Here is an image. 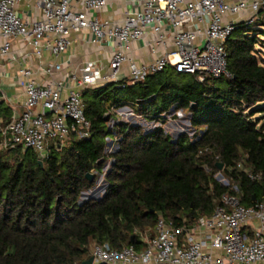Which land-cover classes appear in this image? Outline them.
<instances>
[{"label":"trees","instance_id":"16d2710c","mask_svg":"<svg viewBox=\"0 0 264 264\" xmlns=\"http://www.w3.org/2000/svg\"><path fill=\"white\" fill-rule=\"evenodd\" d=\"M261 22H239L225 41L231 77L177 72L172 66L142 81L127 78L82 92L88 137H72L61 149L39 158L32 149L0 150V264H82L91 243L122 249L143 242L138 233L155 234L159 216L173 226L209 215L229 186L249 206L264 194V122L254 118L264 106V56L256 50ZM129 106L147 122L164 123L171 108L189 113L193 134L175 141L161 125L117 121L114 112ZM0 101V126L11 119ZM113 120L112 126L108 121ZM117 139L107 153L106 139ZM106 188L99 198L79 202L92 189L104 164ZM223 164L218 168V163ZM237 163L260 173L250 180ZM94 171L95 173H92ZM86 173H92L90 181Z\"/></svg>","mask_w":264,"mask_h":264},{"label":"built area","instance_id":"2783aa9c","mask_svg":"<svg viewBox=\"0 0 264 264\" xmlns=\"http://www.w3.org/2000/svg\"><path fill=\"white\" fill-rule=\"evenodd\" d=\"M21 1L0 0V60H17L13 38L30 47L26 55L40 60L47 51L53 58L44 65L39 62L45 81H39L27 66L17 68L16 76L22 79V109L13 111L10 121L0 126V150L29 148L40 160L72 137L89 136L82 99L85 89L123 78L142 81L167 66L195 74L199 81L205 76L231 77L226 67L228 35L242 21L264 26V0H116L122 6L119 19L99 16L115 0H33L38 18L22 17L18 12ZM85 29L94 43L113 44L106 64L87 60L78 71L55 78L53 74L63 69L59 57L68 50L71 35ZM134 43L152 53L158 48L162 52L139 63L131 56ZM125 63L127 73L120 77ZM4 99L0 87V101ZM124 107L128 106L114 112ZM237 166L250 180L261 179L260 173L241 163ZM217 174L216 180L232 193L222 194L209 215L180 226L159 216L152 237L135 230L143 242L140 250L133 245L118 250L106 242H94L89 250L93 263L264 264V194L245 206L237 185L220 171Z\"/></svg>","mask_w":264,"mask_h":264},{"label":"crops","instance_id":"0c3cea01","mask_svg":"<svg viewBox=\"0 0 264 264\" xmlns=\"http://www.w3.org/2000/svg\"><path fill=\"white\" fill-rule=\"evenodd\" d=\"M18 12L22 17H39L40 12L33 5V0H22L18 5ZM102 18L119 19L122 16V6L119 1H113L108 4L102 12L99 13ZM71 43L68 50L63 53L59 60L63 62V69L53 74L55 78H62L69 71H78L83 63L87 60H97L106 64L109 59L113 44L104 42L96 44L92 41L93 35L89 30H81L71 35ZM131 56L137 62H147L161 54L162 50L158 48L156 53H152L148 47H138L133 44ZM30 47L23 46L19 38L12 39V52L17 55L15 61L0 60V87L6 99L3 101L9 106L11 113L19 112L22 109L23 94L21 89V78L16 76L17 68L21 65L31 68L35 77L39 81H45L46 75L39 70V62L44 65L52 60V55L45 51L41 59H37L29 54ZM121 76L127 73V64L121 69Z\"/></svg>","mask_w":264,"mask_h":264},{"label":"rangeland","instance_id":"374dc122","mask_svg":"<svg viewBox=\"0 0 264 264\" xmlns=\"http://www.w3.org/2000/svg\"><path fill=\"white\" fill-rule=\"evenodd\" d=\"M259 28L262 31L258 32V37L260 40H264V26L261 25L259 26ZM256 50L260 52L262 56H264V44H259L256 47ZM256 106L263 107L264 100L261 102H258ZM129 108L130 107L128 106V107H124V109L122 110H116V114H117L116 120L124 121L131 125H141L145 130H152L156 126L161 125L164 131L170 134L172 139H175L177 135H179L182 132H186L189 136L193 134V130L190 128V124H189V113L185 111H181L183 114H180L179 110L175 112L174 109H172L170 110L169 113L165 114L166 121L164 123H160L157 121L147 122L143 117L138 116L133 111H130L131 108L130 109ZM258 117H260V123L264 122V109L258 110L255 112L254 118H258ZM113 123H114L113 120L108 121L109 126H112ZM106 141H107L106 146H105L106 152L109 153L115 150V148L117 147V139L111 140L110 138H107ZM111 162L112 160L109 159L104 164L102 168V172L98 173V178L96 180L95 186L92 189L85 191L88 193L89 198L90 197H93V198L101 197L104 194L105 188H106L105 176L111 166ZM92 173H95V172L92 171ZM216 175L218 174L216 173ZM92 244L93 243L89 245V250Z\"/></svg>","mask_w":264,"mask_h":264},{"label":"water","instance_id":"95a60500","mask_svg":"<svg viewBox=\"0 0 264 264\" xmlns=\"http://www.w3.org/2000/svg\"><path fill=\"white\" fill-rule=\"evenodd\" d=\"M172 109H173V108H171V110H172ZM175 139H176V138H175ZM175 139H172V141H175ZM39 164H42V161H41V160H39ZM217 165H218V168H219V169H221L222 166H223V164H222L221 162H219ZM86 177H87L90 181H92V179H93V174H92V173H86ZM84 198H86V199L89 198L87 192H82V193H81L80 198H79V202H83L84 200H86V199H84ZM99 198H100V197H97V199H99ZM82 264H94L93 261H92V257H89V258H87L86 260H84V261L82 262Z\"/></svg>","mask_w":264,"mask_h":264}]
</instances>
